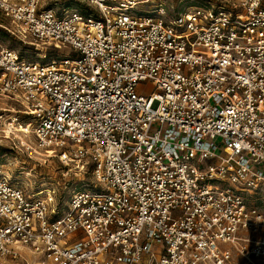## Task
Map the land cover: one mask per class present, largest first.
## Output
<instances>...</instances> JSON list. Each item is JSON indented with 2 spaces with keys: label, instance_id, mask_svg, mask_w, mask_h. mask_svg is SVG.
I'll use <instances>...</instances> for the list:
<instances>
[{
  "label": "built area",
  "instance_id": "obj_1",
  "mask_svg": "<svg viewBox=\"0 0 264 264\" xmlns=\"http://www.w3.org/2000/svg\"><path fill=\"white\" fill-rule=\"evenodd\" d=\"M52 1L0 0L20 40L70 51L0 44V100L22 108L0 120L92 183L61 212L0 170V261L264 264L246 197L264 191V0Z\"/></svg>",
  "mask_w": 264,
  "mask_h": 264
},
{
  "label": "rangeland",
  "instance_id": "obj_2",
  "mask_svg": "<svg viewBox=\"0 0 264 264\" xmlns=\"http://www.w3.org/2000/svg\"><path fill=\"white\" fill-rule=\"evenodd\" d=\"M202 2L203 0H196ZM172 4V2H170ZM174 3H178L176 0ZM53 7L59 14L61 7H68L71 10H79L88 7L80 0H54L51 3L43 4V7ZM15 25L11 19L0 11V44L4 47L17 51L25 60L40 64H50L59 62L63 56L69 53V49H56L44 45L32 44L30 41H22L14 34ZM146 86L142 85L141 89ZM7 106L11 111L4 113L6 120L14 111H20V105L6 99L0 100V107ZM14 110V111H13ZM1 114V112H0ZM4 121L0 120V170L7 178L18 184L28 194L41 192L43 195L47 191L54 192L53 196L59 202L60 211L67 210L74 191L91 187L92 178L87 175L84 178L82 172L74 167H65L57 158H46L26 148L25 142L34 141L33 137L25 140L8 135L5 132ZM19 135V134H17ZM23 140V141H24ZM44 153V152H40ZM90 173V170H89ZM248 202L257 205L264 210V191L257 193H247ZM22 258L12 262H1L0 264H33L37 259L29 251L22 254Z\"/></svg>",
  "mask_w": 264,
  "mask_h": 264
}]
</instances>
